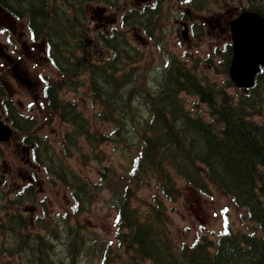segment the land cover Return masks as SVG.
Here are the masks:
<instances>
[{"label": "trees", "instance_id": "1", "mask_svg": "<svg viewBox=\"0 0 264 264\" xmlns=\"http://www.w3.org/2000/svg\"><path fill=\"white\" fill-rule=\"evenodd\" d=\"M7 2L6 7L12 11L26 14L38 32L45 27L55 35L54 47L61 59L63 51L71 56L70 63L58 60L60 67L57 70L66 90L75 91L79 74L87 73L90 99L98 107L92 119L114 124L118 142L124 141L122 132L129 122L136 128L138 155L133 162L132 183L154 181L162 192L175 198L174 176L184 179L203 194L208 193L206 181H210L238 207L244 208L248 219L254 223L249 231L228 228L215 239L201 234L193 244L177 247L167 230L165 207L160 201L156 206L146 204L145 209L139 210L132 202L129 185L122 191L114 188L118 214L116 248L123 252L114 253L110 260V250L103 247L100 264H264V123L250 118V113H258L260 105L264 104V68L256 75L253 86L240 94L237 101L223 88L199 79L194 68H167L153 92L139 84L144 87L143 102L149 109L148 116L137 118L133 100L140 90L132 86L135 81L132 68L127 73L125 68L107 65H90L89 68L77 65L82 62L83 55L88 54L85 49L88 43H85L82 27L78 26L75 17H68L61 7L47 12L43 6L45 0ZM248 4L264 17V0H249ZM45 13H51L54 25L48 24L49 15ZM68 37L73 40L72 45L67 43ZM77 50L82 56L77 55ZM228 59L229 53L226 63ZM223 69L225 73L226 68ZM227 85L231 84L228 82ZM53 88L47 89L45 98L52 112L68 127L62 134L66 140L63 141L67 151L65 156L81 155L78 148L81 139L86 157L97 159L100 145L110 136L97 132L92 119L77 110L75 103L60 101L58 89ZM181 93L194 96L202 103L209 119L191 116ZM22 123V127L17 122L14 125L26 132L34 126L28 119ZM23 140L33 144V161L45 171L48 181L59 182L69 190L75 214L86 212L101 186L90 185L75 174L44 138L30 133ZM2 232L0 227V234ZM44 237L37 236L32 247L21 245V248L9 250L0 247V264H7L3 256L15 255L24 258L26 264L32 259L36 264L50 263L51 247L43 243ZM77 246L69 248L68 264H72Z\"/></svg>", "mask_w": 264, "mask_h": 264}, {"label": "rangeland", "instance_id": "2", "mask_svg": "<svg viewBox=\"0 0 264 264\" xmlns=\"http://www.w3.org/2000/svg\"><path fill=\"white\" fill-rule=\"evenodd\" d=\"M117 1V7L119 6L122 11L116 14L117 21L115 20L114 27L121 26L120 32L126 34L132 40L137 52L140 54H136L139 61L133 62L127 67L138 68L140 85L146 84L155 88L163 68L166 67L165 62H168L170 58L182 62L187 53L190 54L192 59L191 62L187 61L188 66L196 69L200 79L214 82L217 87L223 85V83H220L224 77L220 73L222 70L221 62L214 59L217 62L215 65L217 67L214 68L216 73H214L212 68L204 65L202 61L204 57L212 56L214 46L221 48L223 44L229 41V23L238 16L245 6H248L249 0H202L201 8L195 11L191 10L183 16V18L191 20L193 25L194 35L192 40H183L182 29L173 22V16L178 11L177 0H165V5L161 9V16L157 21V30L154 32L156 34L150 42L144 38L145 27L140 23L132 22L129 27L118 23L120 20L119 15L127 12L133 6L129 0ZM171 4H174V7ZM98 15L99 11L97 9L90 12L89 25L91 28L96 26L95 22H97ZM177 37L180 38V41L176 40ZM106 55V50L102 49L100 57H107ZM219 59L221 60V57ZM42 71L50 78L49 80L52 83L60 84L61 78L53 68H42ZM86 86L82 85L76 92H63V96L75 101L78 107L88 115L95 107L90 101ZM142 89L143 86L140 87V90ZM61 90H64V86ZM225 90L236 98L238 91L234 87H226ZM39 95L40 93L37 97L38 100H35L32 96L22 92L13 95L12 100L15 104H18L20 112L27 113L35 118L36 126L34 130L37 131L36 133L44 135V138L52 141L53 144L54 142L57 143L62 127L54 117H45L47 109ZM183 99L191 113L204 114V107L193 96L183 95ZM28 104L32 106L29 109L26 108ZM252 118L256 122L264 123V105L257 114L252 115ZM96 124L100 133H111L113 129L108 123L96 121ZM126 136L129 137V142H122L119 146H116L113 142H105L102 145L103 160L101 162H93L86 158L78 160L75 154V156L65 157L66 163L75 173L86 179L91 185L95 183L101 185V191L93 198L89 210L81 214L80 217L72 218L69 221V226L77 225L78 229L82 230L77 233L76 240L80 241V247L76 252L73 264H98L99 257L94 256L93 246H103L106 243H109L111 247L113 246V237L116 233L114 231L116 209L112 189L125 188L130 185L131 177L126 175V172L129 171L132 160L137 155L134 144L137 135L131 128ZM22 148L23 145L16 135L8 143H0L2 156V159H0V194L2 196L0 205L3 204V208L5 206L7 213L13 214L24 207H28L29 210L31 207L34 208L35 212L30 213L29 216L21 214V217L30 221L32 217L34 220L37 217H42L41 214H44L45 209L41 207V204L42 201L44 202L50 221L47 225L48 230L45 232L40 229L36 222H32L31 226L22 228L25 235H22V238L19 239V244H24L23 240L31 244L38 233L42 235L55 231V229L53 230L54 226L51 218L54 215L60 216L66 211H70L72 199L68 191L60 185L49 188L45 184L42 172L26 162L27 155ZM32 176H34L33 189H36L35 202L26 200L23 201L24 205H20L21 208L17 205L12 208L11 203L7 201L10 200L11 202L14 197H18L20 188L31 182ZM176 185V201L161 200H163L165 207L169 233L178 246L192 243L199 234L211 236L221 233L226 230L227 225H230L233 230L252 228V222L244 218V211L235 206L227 196L213 185H208V194H200L194 191L184 181L178 180ZM152 195L155 199L161 198L158 188L152 185L148 187L141 186L137 195L132 196V202L140 210L142 204L150 199ZM152 202L156 203L154 200ZM35 235L36 237H34ZM79 236H81V239ZM13 237L14 241L17 242V238L14 235ZM71 240H73L71 234L67 236L64 234L56 235V238L52 240L54 244L53 260L59 262L68 259L66 257ZM110 252L122 253L123 251L112 248ZM18 261L20 260L16 262L18 263ZM8 264L13 263L8 262Z\"/></svg>", "mask_w": 264, "mask_h": 264}, {"label": "flooded vegetation", "instance_id": "3", "mask_svg": "<svg viewBox=\"0 0 264 264\" xmlns=\"http://www.w3.org/2000/svg\"><path fill=\"white\" fill-rule=\"evenodd\" d=\"M8 0H0V97L3 91L7 94L14 93H37L35 90L41 83V68L43 66L51 67V56H47L45 45L42 41L37 40L34 35L28 32L27 27L22 23L21 19L15 17L12 12L6 10ZM189 0H177L178 9H183L181 3ZM137 5H141L146 11L162 9L165 0H130ZM172 7L174 4H171ZM108 12L99 11L98 25L106 30L111 22ZM175 24H179L185 31L188 30L189 19L182 18L174 19ZM111 27V26H110ZM187 38V34H184ZM3 90V91H2Z\"/></svg>", "mask_w": 264, "mask_h": 264}, {"label": "water", "instance_id": "4", "mask_svg": "<svg viewBox=\"0 0 264 264\" xmlns=\"http://www.w3.org/2000/svg\"><path fill=\"white\" fill-rule=\"evenodd\" d=\"M233 57L228 70L238 87H248L264 65V18L253 12H243L231 21ZM10 130L0 123V140H7Z\"/></svg>", "mask_w": 264, "mask_h": 264}, {"label": "snow or ice", "instance_id": "5", "mask_svg": "<svg viewBox=\"0 0 264 264\" xmlns=\"http://www.w3.org/2000/svg\"><path fill=\"white\" fill-rule=\"evenodd\" d=\"M226 211V210H225Z\"/></svg>", "mask_w": 264, "mask_h": 264}]
</instances>
